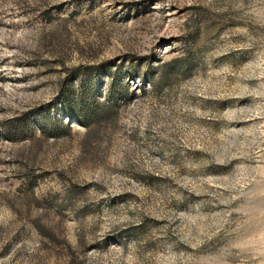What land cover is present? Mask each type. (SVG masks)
<instances>
[{"label": "rangeland", "instance_id": "rangeland-1", "mask_svg": "<svg viewBox=\"0 0 264 264\" xmlns=\"http://www.w3.org/2000/svg\"><path fill=\"white\" fill-rule=\"evenodd\" d=\"M0 264H264V0H0Z\"/></svg>", "mask_w": 264, "mask_h": 264}, {"label": "trees", "instance_id": "trees-1", "mask_svg": "<svg viewBox=\"0 0 264 264\" xmlns=\"http://www.w3.org/2000/svg\"><path fill=\"white\" fill-rule=\"evenodd\" d=\"M106 108L110 113L113 114L115 113L113 106H107ZM93 120H94L93 117L92 118L87 117V120L83 123L89 129L90 132L95 131L94 127L97 126L96 124H94L95 122Z\"/></svg>", "mask_w": 264, "mask_h": 264}]
</instances>
